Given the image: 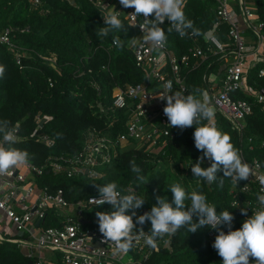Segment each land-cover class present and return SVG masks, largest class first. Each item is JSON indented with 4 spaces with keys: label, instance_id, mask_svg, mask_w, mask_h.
I'll return each mask as SVG.
<instances>
[{
    "label": "trees",
    "instance_id": "trees-1",
    "mask_svg": "<svg viewBox=\"0 0 264 264\" xmlns=\"http://www.w3.org/2000/svg\"><path fill=\"white\" fill-rule=\"evenodd\" d=\"M248 1L264 21V0ZM216 6V0H188L184 5L183 11L199 30L197 36L200 38L216 20ZM104 15L107 14L89 0H0V26L14 27L13 40L26 52L24 66L20 67L13 52L0 43V65L5 67L4 76L0 78V120L10 121L14 128L17 126L19 137L11 147L26 151L28 160L38 166H42L50 156L79 152L90 128H98L109 136L127 132L129 109L114 105L115 93L119 86L127 87L145 81V74L137 67L133 50L129 48V27L123 18L120 19L128 28L127 33L116 31L108 37L96 35L104 26ZM227 28L228 24H224L219 35L223 40L226 39ZM166 33L169 46L179 54L191 45L189 39ZM113 36L120 37L122 48L113 45ZM48 52L56 53L55 66L39 56ZM195 62L196 67L187 73L188 92L185 95L194 94L206 102L201 96L207 86L205 75L215 72L222 78L226 63L220 55H212L206 60L193 57L190 66ZM261 68H264V62L258 63L248 73L249 84L256 88H264V76H259ZM49 79L53 81L52 86ZM232 96L247 99L253 104V111L246 118L243 138L220 114L215 127L229 134L232 143L247 159L258 158L264 166V104L241 90L235 91ZM45 115L51 116V119L38 131L54 138L52 145L29 138L37 128V117ZM194 131V126L183 131L176 129V137L167 146L166 155L155 156L144 148L130 145L119 151L111 163L99 168V177L70 178L64 173L55 174L46 170L39 182L49 185L51 190L63 188L66 198L71 201L98 194L94 184L115 182L118 189L128 184L136 185L140 196L146 199L143 207L137 210V215L150 211L156 203V195L164 196L171 202L169 187L178 183L187 192L203 193L217 212L230 211L235 218L232 230L240 229L246 220L241 214L245 199L240 197L239 204L233 205L234 193L231 190L236 185L231 179L224 178L222 186L218 179L210 190L203 182L199 183L186 167L188 163L195 164L202 155L195 148ZM131 163L142 170L140 175L145 177V183L138 182ZM202 166L205 167L204 164ZM244 182L240 181L237 186ZM110 210L108 204L93 206L86 210V216L98 225L96 212ZM48 214L54 216L52 212ZM133 219L135 221V217ZM143 228L150 230V222ZM223 230L227 232L228 229L224 227ZM213 243L209 227L198 229L195 233L181 228L167 245L158 246L148 264H222ZM29 261L30 258L17 243L0 239V264H29ZM250 264H255L251 258Z\"/></svg>",
    "mask_w": 264,
    "mask_h": 264
},
{
    "label": "built area",
    "instance_id": "built-area-1",
    "mask_svg": "<svg viewBox=\"0 0 264 264\" xmlns=\"http://www.w3.org/2000/svg\"><path fill=\"white\" fill-rule=\"evenodd\" d=\"M89 1L105 14L113 8L120 11L119 18H123L129 27V48L133 50L137 67L145 74V81L129 84L127 87L119 86L115 93L114 105L129 109L127 132L109 136L98 128H90L79 152L50 156L42 166L28 160L27 164L17 166L10 173L0 176V218L8 219L16 231L14 236L6 237L10 231L4 233L0 229V239L17 243L33 264H55L47 259L45 251L58 253L61 264H148L158 246L168 243L161 240L156 248H152L141 239L135 242L129 252H117L113 243L104 242L105 238L100 233L99 226L86 216L87 209L97 206L91 199L99 198V194L71 201L66 198L63 188L51 190L49 185L41 184L39 178L46 170L55 174L64 173L70 178L99 177V168L111 163L119 151L130 145L144 148L155 156L166 155V148L175 139L178 128L168 125L169 121L163 112L166 101L157 97L165 93V84L168 82L172 85L171 92L179 91L183 95L188 92L187 73L196 67L197 62L190 66L193 57L206 60L212 55H220L225 60L222 78L215 72L205 75L207 86L201 96L215 113L214 119L207 123L215 126L216 118L220 114L229 120L243 138L246 118L252 113L253 104L247 99L234 98L232 93L241 90L258 103L264 104V88H256L248 81L249 70L264 62V21L248 0H216V20L202 38L191 34L181 37L175 31L171 32L180 39L191 41V45L186 46L184 52L179 54L169 46V37L162 50L153 49L151 44L142 39L143 32L139 25L143 23V18L130 15L134 8L122 7L119 0ZM187 2L188 0H184V5ZM224 24H228V28L225 32L226 39L223 40L219 35ZM162 27L168 32L167 21ZM246 33L255 37V43L246 42L243 35ZM13 35V26H0V43L7 45L13 52L16 63L23 67L26 52L14 42ZM39 56L53 66L57 64V55L54 52ZM259 76H264V68L259 70ZM49 81L52 86V79ZM43 118L47 121L51 116H38L37 128L29 138L52 145L54 138L38 131ZM15 129L18 139L17 126ZM0 144H4L2 136ZM240 154L243 161L253 169V174L241 186L234 184L236 187L231 190L234 193L232 203L238 205L240 197L245 199V218L248 219L253 212L264 207L257 199L259 195H264V184L259 180L264 175V166L258 158L247 159L242 151ZM191 165H186L190 172ZM204 165L210 166V161L205 159ZM197 181L203 182L212 190L214 183L208 184L200 179ZM118 190L122 194L134 191L140 196L138 187L133 184ZM49 212L54 216L49 215ZM143 230L149 231L144 228ZM217 233L210 228V237L213 240ZM126 257L128 259L124 260Z\"/></svg>",
    "mask_w": 264,
    "mask_h": 264
},
{
    "label": "clouds",
    "instance_id": "clouds-1",
    "mask_svg": "<svg viewBox=\"0 0 264 264\" xmlns=\"http://www.w3.org/2000/svg\"><path fill=\"white\" fill-rule=\"evenodd\" d=\"M119 3L124 8H134V12L130 13L132 17L143 18V23L139 25L143 32L142 39L151 44L153 49L162 50L167 44L168 36L162 27L165 21L168 22L169 33L175 31L181 37L199 35V30L183 11L184 0H119ZM119 16L120 11L115 8L104 15V26L99 28L96 35L108 37L116 31L127 33L128 28ZM112 42L117 48L123 47L118 36H113ZM4 73L5 67L0 65V78ZM171 87V82L166 83L165 93L157 98L166 101L163 112L170 127H177L181 131L195 127L194 144L202 155L191 165L193 177L208 184L219 179L221 186L224 178L231 179L237 185L240 181H247L253 174V169L243 161L231 136L211 123H202L214 119V110L196 95H183L179 91L173 93ZM0 136L4 144L9 145L5 147L0 144V176H4L17 166L27 164L29 155L26 151L11 147L16 143V129L11 126L10 121L0 120ZM205 159L210 161V166H202ZM131 170L137 174L139 183H145V177L140 175L142 170L137 165L131 163ZM221 172L223 175L219 176L218 173ZM259 180L264 184V175ZM94 187L99 198H92L91 201L98 207L104 204L111 206L110 211H97L95 214L99 231L105 238L104 242L113 243L119 253L129 252L135 242L141 239L146 245L156 248L158 241L169 243L181 228L195 233L198 229L209 227L218 232L212 246L222 258V264H250V258L255 264H264V207L253 212L240 229L232 230L235 218L230 211L217 212V208L207 202L203 193L187 192L178 183L169 187L171 202L164 196L156 195V203L142 215H137V210L143 207L146 199L136 195L134 191L122 194L115 182L94 184ZM257 199L264 206V195H259ZM241 214L247 216L246 207L241 209ZM147 222H150L151 228L145 232L143 226ZM224 227L228 229L227 232L223 230Z\"/></svg>",
    "mask_w": 264,
    "mask_h": 264
},
{
    "label": "rangeland",
    "instance_id": "rangeland-1",
    "mask_svg": "<svg viewBox=\"0 0 264 264\" xmlns=\"http://www.w3.org/2000/svg\"><path fill=\"white\" fill-rule=\"evenodd\" d=\"M245 37V40L247 43H255V37H253V35L251 33H246L243 34ZM10 221L8 219H6L5 217H3L2 219L0 218V229L4 232L7 233V231H10V233L6 234L8 236L6 237H10V236H14L15 235V228L14 226L10 223ZM46 252V256L48 260L53 261L55 264H61V260L60 257L58 255V253L56 252H51V251H45ZM128 257H126L124 260H127ZM59 262V263H56Z\"/></svg>",
    "mask_w": 264,
    "mask_h": 264
},
{
    "label": "water",
    "instance_id": "water-1",
    "mask_svg": "<svg viewBox=\"0 0 264 264\" xmlns=\"http://www.w3.org/2000/svg\"><path fill=\"white\" fill-rule=\"evenodd\" d=\"M45 121H46V119H45V118H43V119L40 121V125H41V126H43V124L45 123ZM145 212H147V210H145ZM83 222L85 223V222H86V220H83ZM29 264H33V261H32V260H30V261H29Z\"/></svg>",
    "mask_w": 264,
    "mask_h": 264
},
{
    "label": "crops",
    "instance_id": "crops-1",
    "mask_svg": "<svg viewBox=\"0 0 264 264\" xmlns=\"http://www.w3.org/2000/svg\"><path fill=\"white\" fill-rule=\"evenodd\" d=\"M14 232H16V231H14Z\"/></svg>",
    "mask_w": 264,
    "mask_h": 264
}]
</instances>
